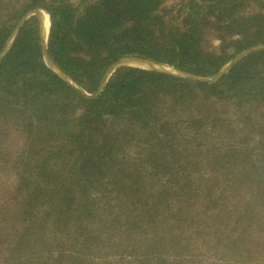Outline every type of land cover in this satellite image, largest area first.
Segmentation results:
<instances>
[{"label":"trees","instance_id":"obj_1","mask_svg":"<svg viewBox=\"0 0 264 264\" xmlns=\"http://www.w3.org/2000/svg\"><path fill=\"white\" fill-rule=\"evenodd\" d=\"M0 0V264H264V0ZM71 82V83H72ZM6 176V177H3ZM8 178V182L5 179Z\"/></svg>","mask_w":264,"mask_h":264},{"label":"water","instance_id":"obj_2","mask_svg":"<svg viewBox=\"0 0 264 264\" xmlns=\"http://www.w3.org/2000/svg\"><path fill=\"white\" fill-rule=\"evenodd\" d=\"M42 11L39 10V9H34L32 11H29L26 15H24L23 17H21L19 19V21L17 22V25L15 26V28L12 30L10 36L8 37L2 51L0 52V61L2 59V57L4 56V54L6 53V51L9 49L13 39H14V36L16 34V30H17V27L21 24V22L24 20L25 17H27L28 15L30 14H36L37 17H38V21H39V36H40V44H41V53H42V57H43V60L44 62L46 63V65L48 66V64H50L51 66H54L56 69H58L59 71H61L63 73V75L65 77H62L60 76L58 73H56L55 71H53L49 66V68L55 73L57 74L59 77H61L62 79H64L65 81H67L70 85H72L74 88L76 89H79L80 88L74 83L72 82L68 76L51 60V58L48 56L47 54V50H46V44H47V36H48V31H47V35H46V42L44 43L42 37H43V34L41 32V19H40V13ZM43 29V28H42ZM260 49H264V44H258V45H254V46H251L245 50H243L242 52H240L239 54L235 55L231 60H229L223 67H221V69L214 75L210 76V77H206V78H203V77H199V76H196V75H193V74H190V73H187V72H184V71H180L176 68H174L173 66L171 65H167V64H161V63H157L155 61H152V60H149V59H146V58H142V57H136V56H124V57H121L119 58L117 61H115L114 63H112L105 71V73L103 74L100 82H99V85L96 89V91L91 94V95H88L86 94L87 96H90V97H95L97 96L103 86L105 85L108 77L111 75V73L113 71H115L117 68L119 67H124V66H132V65H128V64H124L123 61L125 59H141V60H146V61H149V62H152L158 66L162 65V66H165L167 67V70L168 71H165V70H161V69H149V68H144V67H139V66H132V67H138V68H143V69H149V70H155V71H159V72H165V73H170V74H173V75H176V76H179V77H183V78H189V79H194V80H201V81H207V82H213L215 80H217L230 66H232L236 61H238L240 58H242L243 56L247 55L248 53L252 52V51H256V50H260ZM72 82V83H71Z\"/></svg>","mask_w":264,"mask_h":264},{"label":"bare ground","instance_id":"obj_3","mask_svg":"<svg viewBox=\"0 0 264 264\" xmlns=\"http://www.w3.org/2000/svg\"><path fill=\"white\" fill-rule=\"evenodd\" d=\"M40 19H41V32L43 34V41L44 43L46 42V35L48 31V24H49V15L45 12L40 13ZM43 28V29H42ZM124 64L132 65V66H139V67H144V68H149V69H163L165 71L167 70V67L165 66H158L152 62L146 61V60H141V59H125L123 61ZM53 68V71L58 73L60 76L65 77L61 71L56 69L54 66H51Z\"/></svg>","mask_w":264,"mask_h":264},{"label":"rangeland","instance_id":"obj_4","mask_svg":"<svg viewBox=\"0 0 264 264\" xmlns=\"http://www.w3.org/2000/svg\"><path fill=\"white\" fill-rule=\"evenodd\" d=\"M180 1H181V0H167V1L165 2L164 7H165L166 9H171V10H172L171 13H170V15L173 14L174 10L178 7V4L180 3ZM39 10H41L42 12L45 13L44 10H42V9H39ZM48 29H49V24H48ZM48 66L53 70V68L51 67L50 64H48ZM3 177H6V176H3ZM5 182H6V183L8 182V178L5 179Z\"/></svg>","mask_w":264,"mask_h":264}]
</instances>
